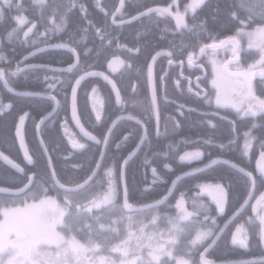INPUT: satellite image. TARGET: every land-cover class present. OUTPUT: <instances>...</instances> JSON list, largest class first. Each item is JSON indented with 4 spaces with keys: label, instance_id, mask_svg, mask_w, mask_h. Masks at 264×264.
Segmentation results:
<instances>
[{
    "label": "trees",
    "instance_id": "obj_1",
    "mask_svg": "<svg viewBox=\"0 0 264 264\" xmlns=\"http://www.w3.org/2000/svg\"><path fill=\"white\" fill-rule=\"evenodd\" d=\"M172 1L124 0V5L114 15L119 0H0V69L5 73L7 84L16 92L52 95L59 102L55 114L41 125L40 137L55 177L62 185L76 186L90 176L99 160L110 124L121 115L139 119L147 130L146 140L125 168L127 198L136 206L159 200L179 174L193 170L213 157H223L242 167L246 163L244 153L249 152L250 168H253L257 153L264 150V109L253 116H242L232 108H217L218 112L236 121L234 125L231 122L221 124L217 121L218 115L204 117L185 109L193 102L199 109V101L191 99L182 81L178 83L182 71L167 65V58H159L154 68L155 103L149 96L146 75L147 66L157 52L165 50L169 52V58L170 55L174 59L185 58L188 54L196 55L200 47L207 45L211 46L206 53L210 59L217 52V44L232 36L240 39L241 65L247 66L250 59L256 60L259 54L248 49L247 38L242 39L240 35L264 26V0H206L193 11L176 16V20L155 11L137 18L132 25L111 22V19L134 15V6L140 12L155 6H168ZM177 1L183 7L188 4V0ZM20 18L26 20L25 25H19ZM137 23L143 25L136 29L133 25ZM154 24L158 26L156 31ZM177 24L185 26L177 28ZM28 27H32V31L23 37ZM52 45H65L75 50L77 66L65 73L45 69L22 70L28 65L66 67L72 64L73 56L67 51L37 52ZM113 57L123 60L122 69L113 78L121 94L119 105H116L108 86L98 79L84 81L78 90V114L84 127L101 141L100 145H95L82 140L70 124L69 91L77 76L90 70H104ZM210 73L212 69L208 68V79ZM259 78L254 90L258 98L264 99V74H259ZM95 87L102 97V110L98 115L90 102ZM208 95L209 103L213 102L216 94L210 83ZM53 105V101L47 98L13 95L0 80V152L19 166L15 170L0 162V188L19 191L0 192V220L4 209L45 197L57 198L66 209L63 224L59 227L61 234L73 237L87 248L98 249V254L105 258L114 256L117 259L119 254L112 251L127 236L126 217L133 216L145 222L155 218L154 225L160 231H165L174 222L182 233L174 244H167L171 256L164 255L155 262L141 264H176L180 258L187 264H199L201 251L226 218L242 204L249 187L246 177L230 165L216 163L179 180L162 205L127 213L121 206L120 168L138 144L142 129L137 123L125 119L112 129L92 182L74 193L60 191L53 184L36 135V124L52 110ZM25 113L29 114L24 137L33 161L31 166L23 162L14 136L16 122ZM67 128L79 140L77 144L71 142ZM235 137L238 139L236 152L202 145V139L208 143L226 144ZM248 145H251L250 151L245 150ZM189 149H201L203 159L195 162L182 160L181 154ZM107 170L112 171V177H107ZM109 179L113 180L115 188L113 202L88 211L86 208L104 195ZM202 183L224 187L227 201L222 215L201 192L199 186ZM176 202L191 213L186 221H180ZM203 230H210L212 235L193 243L195 233ZM232 231L233 228H227L208 257L220 263L257 256L252 246H238L231 238Z\"/></svg>",
    "mask_w": 264,
    "mask_h": 264
},
{
    "label": "rangeland",
    "instance_id": "obj_2",
    "mask_svg": "<svg viewBox=\"0 0 264 264\" xmlns=\"http://www.w3.org/2000/svg\"><path fill=\"white\" fill-rule=\"evenodd\" d=\"M204 1L206 0H190L186 10L193 11ZM173 3H176V1L174 0ZM181 13L184 14V11H174L175 16H181ZM18 21L20 26L26 24L25 19L20 18ZM30 31H32V27L25 30L23 37H26ZM240 37L247 40L248 49L258 51L259 56L257 59L255 58L256 60L250 59L247 66L240 65L238 67L240 68L239 74H235L234 78L232 77V82L222 76L220 67L218 68L222 62L214 59L215 68H218V70L214 69V71L216 70L215 83L219 87L217 102L237 109L248 107L249 111H252V108L256 109L255 107L264 106V99L257 98L252 88H246L245 81L240 75L249 77L253 74H264V26H258L247 31L241 34ZM228 39H233L236 42L237 47L233 49L231 54L237 57L240 54L241 41L237 36ZM222 51L227 53L226 50ZM230 58L231 56L228 62H230ZM226 64L227 62L223 65ZM237 75L239 78H237ZM237 80L241 81L242 84ZM97 95L98 93L94 92L91 96V104L93 110L100 114L101 99L100 95ZM67 129L66 133L69 138L76 141L77 138L73 132L69 128ZM193 154L192 152H185L181 155V159L189 160V157ZM106 175L112 177V171L107 170ZM209 184L202 183L199 188H205ZM114 192L113 180L109 179V185L104 195L86 209L89 211L112 203ZM176 203L180 221H186L190 218L191 213L184 205ZM5 214L7 217H11V238L8 239V244L0 245L2 247L0 264H141L155 262L164 255L171 256V252L167 251V244H174L182 233L180 226L174 222H171L169 228L165 231H160L154 225L155 218L145 222L129 216L124 221L127 236L112 251L119 254L118 259L114 256L105 258L98 254V249L87 248L73 237L61 234L59 227L63 224L66 209L57 198L45 197L36 202L26 203L23 206L4 209L2 216ZM211 235L210 230L198 231L192 241L196 244L208 239ZM8 247H11V249ZM176 264H185V260L177 259Z\"/></svg>",
    "mask_w": 264,
    "mask_h": 264
},
{
    "label": "water",
    "instance_id": "obj_3",
    "mask_svg": "<svg viewBox=\"0 0 264 264\" xmlns=\"http://www.w3.org/2000/svg\"><path fill=\"white\" fill-rule=\"evenodd\" d=\"M123 0L119 1V4L117 6V9L115 11L114 14L117 13V11L119 10L121 4H122ZM157 9V8H153V9H149L137 16L134 17L138 18L141 17L147 13H149L150 11ZM160 10H162L163 12H167L170 13L169 11H167L164 8H158ZM1 44V41H0ZM208 48H211L208 47ZM49 50H64L69 52L72 56H73V62L72 64H70L69 66L66 67H50V66H43V65H28L22 68V70H30V69H45V70H51V71H55V72H60V73H65V72H69L71 70H73L78 63V55L75 52V50H73L71 47L69 46H65V45H52V46H47V47H43L37 50V52H41V51H49ZM169 56V54L165 51H160L158 53H156L152 59L150 60L149 66H148V83H149V92H150V98L153 102H155V91H154V81H153V70H154V66L156 61L161 58V57H167ZM123 66V60L119 57H113L111 58L107 64H106V72L104 71H96V70H92V71H87L85 73H82L81 75H79L72 83L70 91H69V97H68V116H69V121L72 125V127L75 129V131L77 132V134L86 142L95 144V145H100L101 141L96 138L92 133H90L82 124L79 114H78V108H77V95H78V90L81 87V85L83 84L84 81L88 80V79H98L100 81H102L104 84H106L108 86V88L110 89L114 99H115V103L116 105H119L121 103V94L120 91L118 89V86L116 84V82L113 80V78L109 75H114L117 72H119L122 69ZM241 77L243 78V80H245V83L247 85V87L250 85V82L248 81V76L246 75H241ZM0 80L3 83L4 87L6 88V90H8L10 93H12L13 95H17V96H35V97H40V98H47L53 101L54 105L52 110L46 114L44 117H42L38 123L36 124V135L38 138V141L43 149V152L45 154V157L47 159V163H48V167H49V171L51 174V178L53 181L54 186L60 190V191H64V192H70V193H74L77 191H80L82 189H84L85 187H87L92 180L95 178L100 165H101V161L105 152V148H106V144L108 141V138L110 136V133L112 131V129L114 128V126L116 125V123H118L120 120H131L137 124H139L142 128V135L141 138L138 142V144L135 146V148L126 156V158L123 160L122 164H121V168H120V187H121V206L122 209L127 212V213H132V212H141V211H146L155 207H158L160 205H162L163 203H165L167 201V199L170 197V195L172 194L175 185L177 184V182L181 179H183L184 177H187L189 175H193L196 173H200L208 168H210L211 166H213L216 163H225L227 165L232 166L233 168H235L236 170H238L239 172H241L243 175H245L249 181L251 182V188H250V192L248 197L245 199V201L241 204V206L225 221V223L221 226V228L218 230V232L216 233V235L213 237V239L211 240V242L208 244V246L200 253L199 255V264H248V263H254V262H260V261H264V259H249V260H240V261H235V262H220L217 263L211 259H209L207 257V253L211 250V248L216 244V242L220 239L221 235L224 233V231L227 229V227L230 225V223L243 211V209L246 207V205L248 204L250 197L253 193L254 190V179L252 177V175L250 173H248L247 171H245L244 169H242L241 167L236 166L235 164L229 163L228 161L224 160V159H214L212 161H210L209 163H207L206 165L184 172L182 174H179L173 181L171 186L169 187L167 193L160 198L157 201H154L150 204H146V205H142V206H136L131 204L128 201L127 198V191H126V186H125V168L127 163L132 159V157L138 152V150L140 149V147L143 145L144 141L147 138V131L146 128L144 126V124L137 118L130 116V115H121L118 116L117 118H115L112 123L110 124L106 135L104 137V140L102 142V146H101V153L99 156V160L94 168V170L92 171V173L90 174V176L81 184L76 185V186H64L61 183H59V181L56 179L55 174L53 172L52 169V165H51V161L49 158V155L47 153V150L41 140L40 137V128L41 125L46 122L50 117H52L59 105V102L57 99H55L52 95H45V94H34V93H20V92H16L13 89H11L9 87V85L7 84L6 80H5V73L2 69H0ZM28 113L23 114L22 116H20L16 122L15 125V130H14V136L16 139V143H17V147L20 151L21 157L23 162L28 165L31 166L33 164L32 158L30 156V153L28 151V147L27 144L25 142V137H24V127H25V123L26 120L28 118ZM0 162H2L3 164L7 165L9 168L15 169L17 170L19 168V166L13 162L11 159H9L7 156H5L4 154H2L0 152ZM256 168L258 171H261L264 169V153L260 154L257 157L256 160ZM21 191V190H20ZM0 192H13V193H17L19 191H8V190H4L0 188ZM204 195L206 196V198L210 201V203H212L218 210V213L221 214L223 212V208H224V196L223 193L220 190H212V189H204L203 190ZM264 198V191L256 198L254 204H253V213H255V208L257 206V204ZM234 240L239 242L240 245H242V241L240 239V231L239 228H236L234 231Z\"/></svg>",
    "mask_w": 264,
    "mask_h": 264
},
{
    "label": "flooded vegetation",
    "instance_id": "obj_4",
    "mask_svg": "<svg viewBox=\"0 0 264 264\" xmlns=\"http://www.w3.org/2000/svg\"><path fill=\"white\" fill-rule=\"evenodd\" d=\"M173 1L168 6H155V7H152V8H164L167 11H169L170 13L163 12L160 9H155L152 12H155V11L156 12H161V13H163L165 15L173 17L176 20V16L174 14V11H179L178 8H180V9L182 8V10H180V11H184V13H185V12H187V10H186V6L185 5L183 7V6L179 5L180 3L177 0H175L176 3H173ZM189 1L190 0H188L187 3H189ZM130 3L131 2L129 1L128 4H130ZM122 5H124V0L122 1ZM131 5H133V4H131ZM152 8H150V9H152ZM133 9H134L133 13H135L134 15L128 16V13H127L125 15L128 16V17H125V18L121 17V18H117L115 20L111 19V22L114 25H119V24L132 25L133 24L132 22L137 19V18L134 19L135 16H137V15H139V14H141V13L147 11V10H149V9H145V10H141L140 12H137V9L135 8V6H134ZM144 16H146V15H144ZM141 17H143V16H141ZM142 25H143L142 23H137V24H135L133 26L136 29H138V26L140 27ZM182 26L184 27L185 25L184 24H177V28H180ZM147 27L151 28V25H147ZM157 27L158 26L156 24L153 25V28L155 29V31L157 30ZM172 33H174V31H172ZM221 44H223V45H221ZM217 45H218L217 52H216L215 55L211 56L210 59L208 58V56L206 54L207 53V49H208L207 45H204V46L200 47L199 51H198V53L196 55L195 54H188V56L185 57V58H177V59H174L172 57V55H170V58H169V56L163 57V58H167V65H170L173 68H177V69L179 68V70L182 71L181 72L180 81H178V83H180L182 81L184 83L186 91L189 94V96L191 97V99H193L194 101L195 100L199 101V109L195 106L196 102H193L192 105L186 106L185 109L189 110V112H197V113L201 114L204 117L207 116L208 114H212V116L218 115V119L219 120H217V121L219 123L222 124V123H225V122H231L234 125L236 123V121L232 120V118H230V117L225 116L223 113L218 112L217 108H220V107H221V109H226V108L231 109L232 108V109L242 113V116H253V115H256L258 112L263 111L264 106L262 105V106H259V107H255L256 109L252 108V111H249L248 107L246 109H237V108H234L233 106H229V105H225V104H223L221 102H219V103L217 102L218 95H219V87L215 83L216 70H218V68L220 67V72L222 73V76L226 77L227 79H229L231 81L232 77L233 78L235 77V74H239V69L240 68H238V67H240L241 60L243 58L241 56V54H239L237 57L236 56H232L231 52L233 51V49H236V47H237L236 42L233 39L232 40L228 39V38L222 39L220 41V43L217 44ZM222 50L228 51V54L226 52L222 51ZM162 51H165V50H162ZM165 52H167V51H165ZM167 53L169 54V52H167ZM230 56H231V58L229 60L230 62H228V59H229ZM214 59H217L219 62H222L221 65L219 64L218 68H215ZM225 62H227V64L224 66L223 64ZM155 65H156V63H155ZM148 66H149V64H148ZM148 66H147V69H146V75H147V85H148V92H149ZM154 68H155V66H154ZM208 68L213 69L212 73H210L211 74L210 79H208ZM214 69H216V70L214 71ZM102 71L106 72V66H105V69L102 70ZM116 74H114V75L109 74V75L112 78H114V76ZM259 74H262V73H259ZM259 74H253V75H250L248 77V81L250 82V85L248 86V88L250 87V88H252L254 90L255 81L257 79H260L259 78ZM228 76H230L231 78H229ZM237 78H239L238 75H237ZM160 80H161V78H160ZM153 81H154L155 102H156V84H155L156 81H155L154 70H153ZM237 81L240 84H242L241 81H239V80H237ZM209 83L215 89V94H216V96L213 97V102L211 101L210 103H209V95H208V93H209ZM163 86H164V84H163ZM245 87L247 88V85H245ZM94 92H97L98 95H100V92H99L98 88H96V87L93 88L92 91H91V94H90V102L92 100L91 96L94 94ZM149 96H150V92H149ZM255 96H256V94H255ZM100 99H101V105H100L101 107L100 108L102 110V97H101V95H100ZM155 102L152 101V103H155ZM208 109H210V110H208ZM101 110H100V113H101ZM227 113L228 112H226V114ZM237 121L239 122V120H237ZM232 130H233V132H235V128L234 127H233ZM241 141H242V139L240 140V142ZM71 142L77 144V142H79V140L76 139V141H73L71 139ZM237 143H238L237 137H235L233 140L228 141V143H226V144L213 143V142L212 143H208V142L204 141V139H202V145H204L206 148H208V146H215L219 150L224 151V150L227 149L230 152H236V150L238 149L237 148L238 145H236ZM249 149L251 150V145H248L245 148V150H249ZM185 152H192L194 154L189 157V160H184V161L195 162V161L203 159V153H202L201 149H189V150H187ZM248 153L249 152L244 153V156H246V160H245L246 163H243L244 166H242V167L236 165L235 163H233V162H231V161H229V160H227V159H225L223 157H213L210 160H208L206 162H203V164L198 165L194 169L202 167V166L206 165L207 163H209L210 161H212L214 159H224V160L228 161L229 163H232V164H235L238 167H241L242 169H244L245 171H247L248 173H250L252 175V177L254 179V190H253V193H252V195L250 197V200H249L248 204L246 205V207L243 209V211L230 223V225L227 228H233V231L231 233V238L236 244H238V246H240L239 242L234 240V231H235L236 228H239V230H240L241 239H242V243H243L242 247L252 246L253 248L256 249L257 256L254 257V258H251V259H264V198L257 204V206L255 208V213H253V209H252L256 198L264 191V169L261 170V171H258L257 168H256L257 157L260 154H263L264 150H261V151H259L257 153L256 158L254 160L253 168H250V164L252 163V161H251L250 155L248 156ZM180 158H181V156H180ZM246 179L248 180L249 187H248V192H247L243 202L248 197L249 192H250V188H251V182L249 181V179L247 177H246ZM205 187H209L212 190H221L222 193L224 192L225 202L227 201L226 200L227 196L225 194V189H224V187L221 184L210 183L209 185H207ZM201 191H202V188H201ZM231 215H229V217ZM241 215H243V216H241ZM229 217H227L226 220ZM9 222L7 221L4 224V226H2L0 228V230H2L3 228L6 227L5 230H10L8 235H5L3 238H0V245L1 244L2 245L8 244V239L11 238V221L9 220ZM213 237H214V235H213ZM8 248L11 249V247H8ZM1 249H2V247H0V251H1ZM208 253H207V257H208ZM208 258L213 260L210 257H208ZM228 262H235V261L232 260V261H228ZM260 263L264 264V261H260ZM185 264H187V263L185 262Z\"/></svg>",
    "mask_w": 264,
    "mask_h": 264
},
{
    "label": "crops",
    "instance_id": "obj_5",
    "mask_svg": "<svg viewBox=\"0 0 264 264\" xmlns=\"http://www.w3.org/2000/svg\"><path fill=\"white\" fill-rule=\"evenodd\" d=\"M5 212V211H4ZM3 212V213H4ZM11 221V217H7L6 214L2 216V219L0 220V228L2 226H4V224L7 222V221ZM10 232V230H5V228H3L2 230H0V238H3L5 235H8ZM5 239V238H4Z\"/></svg>",
    "mask_w": 264,
    "mask_h": 264
}]
</instances>
